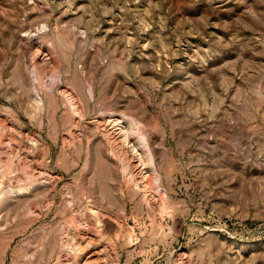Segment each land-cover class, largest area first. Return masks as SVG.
Listing matches in <instances>:
<instances>
[{
    "label": "rangeland",
    "instance_id": "1",
    "mask_svg": "<svg viewBox=\"0 0 264 264\" xmlns=\"http://www.w3.org/2000/svg\"><path fill=\"white\" fill-rule=\"evenodd\" d=\"M0 264H264V0H0Z\"/></svg>",
    "mask_w": 264,
    "mask_h": 264
}]
</instances>
